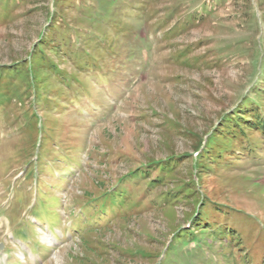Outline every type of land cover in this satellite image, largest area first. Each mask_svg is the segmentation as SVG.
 Here are the masks:
<instances>
[{
    "label": "rangeland",
    "instance_id": "374dc122",
    "mask_svg": "<svg viewBox=\"0 0 264 264\" xmlns=\"http://www.w3.org/2000/svg\"><path fill=\"white\" fill-rule=\"evenodd\" d=\"M1 245L264 264V0H0Z\"/></svg>",
    "mask_w": 264,
    "mask_h": 264
},
{
    "label": "trees",
    "instance_id": "16d2710c",
    "mask_svg": "<svg viewBox=\"0 0 264 264\" xmlns=\"http://www.w3.org/2000/svg\"><path fill=\"white\" fill-rule=\"evenodd\" d=\"M84 16V15H83ZM85 17V16H84ZM86 19V18H85ZM87 20V19H86ZM55 24H59V22L58 21H54V23H52V26H50L49 27V30H48V32H47V34L50 32V29L51 28H53V31L54 32H57V33H62L63 32V30L64 29H67L68 30V28L67 27H63V29L60 27V26H55ZM70 24V23H69ZM55 34V33H54ZM122 37V36H121ZM47 38H45V39H43L39 44H41V43H44L45 42V40H46ZM47 41H48V39H47ZM49 43V42H48ZM50 44V43H49ZM237 136V135H236ZM243 136V134H240V136H238V137H235V138H238V139H236L235 141H242L243 142V140H244V137H242ZM249 138V137H248ZM234 139V138H233ZM249 140H250V138H249ZM235 141H232V143H234ZM207 201H211L212 202V200H206V202L205 203H207ZM213 205L215 206V207H217V205H218V203H216V202H214L213 201ZM203 204H204V201H203ZM211 213H213L212 212V209H211ZM215 216V213H213V216H212V218ZM195 224H196V226H198V227H200V226H202V225H198V224H201V222H200V220H197V222H195ZM206 226V225H205Z\"/></svg>",
    "mask_w": 264,
    "mask_h": 264
},
{
    "label": "bare ground",
    "instance_id": "6f19581e",
    "mask_svg": "<svg viewBox=\"0 0 264 264\" xmlns=\"http://www.w3.org/2000/svg\"><path fill=\"white\" fill-rule=\"evenodd\" d=\"M34 222H39V220L35 219ZM44 228L45 231L47 232L46 238L52 243H57V239L54 237V233L51 230H49L47 226H44ZM29 255H30L29 257L33 260L35 255L32 250L30 251Z\"/></svg>",
    "mask_w": 264,
    "mask_h": 264
}]
</instances>
